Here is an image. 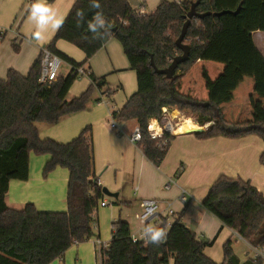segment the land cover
<instances>
[{
    "label": "trees",
    "instance_id": "16d2710c",
    "mask_svg": "<svg viewBox=\"0 0 264 264\" xmlns=\"http://www.w3.org/2000/svg\"><path fill=\"white\" fill-rule=\"evenodd\" d=\"M195 1L161 0L153 11L138 14L127 0H99V9L91 7V0H75L46 46L72 66L69 72L57 76L51 83L40 82L41 52L26 75L9 69L6 77L0 78V264H50L72 244L94 235V216L103 190L94 175L90 126L64 143L51 138L41 139L36 123L55 124L65 116L86 109L94 86H103L105 77L89 73L91 84L79 95L68 99L69 89L78 77L75 69L84 62L78 63L59 51L58 40L79 48L85 54V60L110 37L121 43L130 68L136 72L137 90L119 110L112 112V116L117 122L134 119L143 128L142 139L137 145L156 166L162 162L174 137L165 134L167 144L159 147L146 133L147 118L161 117L162 107L178 109L200 126L208 124L201 131H194L198 137L235 138L257 134L264 141V116L239 122L224 118L220 109L222 99L215 95L219 78L207 79L209 96L206 100L185 95L176 88L177 82L197 60L234 66L242 73L252 74L264 88V55L253 38L254 32H264V0L250 3L246 0H199L196 11L210 14L191 19L183 39L189 46L187 60L179 63L170 78L156 73L150 64L152 56L157 68H165L182 52L175 40ZM26 2L23 16L33 0ZM239 5L236 14L214 15L222 10L233 11ZM78 12L83 13L82 19L77 16ZM97 12L103 14L110 27H98L94 34L87 25ZM3 37L4 33H0V38ZM100 100L94 99V102ZM31 152L49 155L43 176L56 167L68 170L66 211H41L32 203L20 208L7 205L9 181L28 178ZM259 161L264 165V150ZM75 200L80 201L77 215L73 205ZM202 205L250 245L264 246V195L248 180L224 174L218 176ZM155 227L166 232V239L158 245L146 243L145 239L133 241L128 223L122 219L113 221L109 247L103 250L104 257L99 264H264L259 256L241 260L230 239L223 244V260L215 262L203 252L210 241L197 238L183 224L180 215L168 227L164 219Z\"/></svg>",
    "mask_w": 264,
    "mask_h": 264
},
{
    "label": "crops",
    "instance_id": "0c3cea01",
    "mask_svg": "<svg viewBox=\"0 0 264 264\" xmlns=\"http://www.w3.org/2000/svg\"><path fill=\"white\" fill-rule=\"evenodd\" d=\"M127 1L133 9L142 8L149 13L161 0ZM252 1L255 0H246V3ZM74 2L54 0L46 3L53 9L56 18L63 20ZM26 6V0H0V32L4 36L10 33L7 41L0 38V78H5L9 69L26 75L57 30L51 24L41 29L29 17L30 6L20 19ZM38 32L39 37L36 35ZM253 38L264 55V32H254ZM56 47L74 61L84 62L83 66L96 77L104 76L105 83L100 88L94 86L96 94L92 97L100 101L90 102L86 109L65 116L55 124L40 122L37 125L39 137L65 143L75 138L84 127L90 126L94 175L102 190L106 189L109 194L103 191V198L95 211L94 235L72 244L50 264H98L96 241H110L112 223L117 219L128 223L133 237L143 239L146 225L156 226L164 219L168 227L179 215L183 224L197 238L210 241L203 252L215 262L223 260V244L228 239L232 240L233 250L241 260L254 257L253 246L205 209L202 200L212 183L222 174L248 180L264 195V165L259 161L264 150L263 139L257 134L235 138L198 137L194 133L197 129L174 132L162 162L156 166L129 139L130 132L137 124L134 119L117 122L119 131L110 127L111 113L119 110L137 90L136 72L130 68L121 43L110 37L88 60H85L83 51L65 40H58ZM63 63L68 64L70 70V64L64 60ZM62 73L60 70L58 76H64ZM109 74L118 83L111 84ZM217 78L220 82L215 88V95L222 99L220 109L225 119L239 122L264 116V88L254 80L252 74L242 73L231 65L197 60L177 82L176 88L185 95L206 100L209 96L207 79L214 81ZM90 84L89 78L81 77L73 82L69 93L79 95ZM118 90H123L124 96L117 97ZM172 110L181 113L178 109ZM184 116L191 118L187 114ZM197 126L205 129L208 124ZM48 159V154H29L28 178L9 181L6 194L8 206L20 208L32 203L41 211L67 210L69 172L66 168L56 167L43 176V167ZM182 189L187 192L185 201L180 199ZM143 198L159 201L157 214L144 223L137 218L142 210ZM101 202L106 204L101 205ZM73 205L77 215L80 201L75 200ZM169 209L173 214L169 213ZM262 253L264 257V246Z\"/></svg>",
    "mask_w": 264,
    "mask_h": 264
},
{
    "label": "built area",
    "instance_id": "2783aa9c",
    "mask_svg": "<svg viewBox=\"0 0 264 264\" xmlns=\"http://www.w3.org/2000/svg\"><path fill=\"white\" fill-rule=\"evenodd\" d=\"M136 13L138 14H144V10L142 8L135 9ZM2 33V32H0ZM42 58H41V64H40V75L38 80L42 83H51L54 81L57 76L59 75V69L61 64L63 63V60L57 56L56 54L52 53L49 49L46 47L42 49ZM70 68L72 66L70 65ZM76 73L78 75H89V70L86 69L83 65L78 66L75 69ZM172 109L162 107V116L161 117H148L147 118V124H146V133L148 136L154 140L157 141V146L163 147L167 144V138H165V134H171L175 132L174 129L178 125V118H171L169 116L170 111ZM110 127L112 129H118L119 126L115 118H113L111 113L110 118ZM143 134V128L140 127L138 124H136L132 131L129 134V139L131 142L138 144L142 139ZM96 183L100 185L99 180L96 179ZM180 199L182 201H185L187 199V192L182 189ZM105 202H101V205H105ZM141 206L142 210L139 214H137V218L142 222H146L148 219L153 218L159 209V201L155 198H143L141 200ZM169 213L173 214V211L169 209ZM132 236V235H131ZM145 239V238H143ZM133 241L139 240L136 237L132 236ZM97 244V255L98 259L101 260L103 255V250H107L109 247V242H101L96 241ZM254 249V257H261L263 259L264 263V257L262 253V247L259 246H253Z\"/></svg>",
    "mask_w": 264,
    "mask_h": 264
},
{
    "label": "clouds",
    "instance_id": "9594fccd",
    "mask_svg": "<svg viewBox=\"0 0 264 264\" xmlns=\"http://www.w3.org/2000/svg\"><path fill=\"white\" fill-rule=\"evenodd\" d=\"M91 7L99 9V0H91ZM77 16L82 19L83 13L78 12ZM29 17L31 20L35 21L41 29L48 24H51L53 28H59L63 23L62 19L56 18L55 12L47 5L45 0H33L29 8ZM87 26L89 31L94 34L98 32V27L103 29L110 27L106 25L105 18L101 12H97L93 21L88 23ZM36 35L39 37L40 33L38 32ZM142 235L146 243L155 245L163 243L166 239V232L164 230L151 225L144 227Z\"/></svg>",
    "mask_w": 264,
    "mask_h": 264
},
{
    "label": "water",
    "instance_id": "95a60500",
    "mask_svg": "<svg viewBox=\"0 0 264 264\" xmlns=\"http://www.w3.org/2000/svg\"><path fill=\"white\" fill-rule=\"evenodd\" d=\"M198 2H199V0H197L191 4L189 11L186 13L187 19L181 28V32H180L179 36L175 40L176 46L182 52L180 54L174 56L173 59L171 60L170 64L167 67L162 68V69L157 68V66L155 65V63L153 61V57L152 56L150 57V64L156 73L163 74L166 77L170 78V77H172V75H173L175 69L177 68V66L179 65V63L187 60V58L189 56V46L187 44L183 43V39L185 37L188 25H189L191 19L203 18L204 16L210 14V12L198 13L196 11V5L198 4ZM239 8H240V5L233 11L232 10H222L219 12H215L214 15L220 16L221 14L227 13V12H231L233 14H236L238 12ZM201 130H203V127H200L199 129H197V131H201ZM103 191H104V193L109 194V192H107L106 189H103Z\"/></svg>",
    "mask_w": 264,
    "mask_h": 264
},
{
    "label": "rangeland",
    "instance_id": "374dc122",
    "mask_svg": "<svg viewBox=\"0 0 264 264\" xmlns=\"http://www.w3.org/2000/svg\"><path fill=\"white\" fill-rule=\"evenodd\" d=\"M22 16H23V12L21 13V15H20V19H22ZM19 19V20H20ZM9 36H10V33L9 32H7L6 34H5V36H4V38H2L3 39V41H7V39L9 38ZM2 39H0V40H2ZM62 71L63 73V75L65 76L68 72H69V65L68 64H65V63H62L61 64V66H60V69H59V71ZM112 74H109V76H111ZM81 77H86L87 78V80H88V76H84V75H78V77L75 79L76 81H78ZM107 77H108V75H107ZM112 76L109 78L108 77V81L111 83V84H116V83H118V81H117V79L116 78H112ZM89 80H90V78H89ZM113 90V89H112ZM118 93H117V97L118 96H124V94H123V90H118L117 91ZM80 94V93H79ZM96 94V89H94L93 90V92H92V94H91V100H90V102H94V99L95 98H93L92 96H94ZM74 96H77V95H73L72 96V93H69L68 94V99H71L72 97H74ZM182 114V115H181ZM185 114H184V112H181L180 113V116H184ZM187 116H189V115H187ZM190 117V116H189ZM36 125H40V122H38V123H36ZM97 262H98V264H99V259H97Z\"/></svg>",
    "mask_w": 264,
    "mask_h": 264
},
{
    "label": "bare ground",
    "instance_id": "6f19581e",
    "mask_svg": "<svg viewBox=\"0 0 264 264\" xmlns=\"http://www.w3.org/2000/svg\"><path fill=\"white\" fill-rule=\"evenodd\" d=\"M169 116L171 118H178L179 119L178 125L174 129L175 132L199 129V126H197V124H194V122L191 118H188L186 116H180V113L177 110H171Z\"/></svg>",
    "mask_w": 264,
    "mask_h": 264
}]
</instances>
